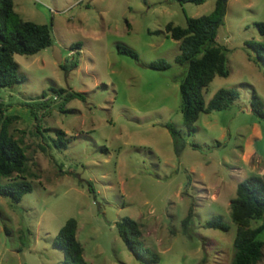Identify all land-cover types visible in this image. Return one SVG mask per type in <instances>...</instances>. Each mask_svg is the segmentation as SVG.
Wrapping results in <instances>:
<instances>
[{"label": "rangeland", "instance_id": "1", "mask_svg": "<svg viewBox=\"0 0 264 264\" xmlns=\"http://www.w3.org/2000/svg\"><path fill=\"white\" fill-rule=\"evenodd\" d=\"M23 20L51 27L53 44L35 55L15 54L20 82L0 88L5 114L15 116L9 132L27 157L32 191L14 203L0 196V264H62L53 239L68 218L88 264H230L236 226L229 202L249 173L240 167L252 126L253 93L264 106V62L250 43L264 41V0H227L216 42L224 46L227 77L215 76L204 90L207 102L220 88L239 98L226 110L200 114L188 133L180 111L179 84L186 72L175 62L178 42L165 26L186 27L214 8L173 0H12ZM79 43L80 49H71ZM132 49L137 58L121 54ZM61 64L53 59V47ZM73 51V53H72ZM164 59L166 69L150 63ZM77 66L74 67V62ZM63 88L81 98L64 101L50 92ZM45 96L42 97V93ZM43 103L33 117L26 103ZM179 132L178 152L169 132ZM56 131L69 143L55 147ZM254 148L264 157V135ZM251 160L249 170L259 169ZM8 182L0 179V185ZM88 183L92 190H89ZM192 206L190 236L181 220ZM221 216L228 231L204 228ZM136 221L141 241L159 254L157 263L137 260L120 239L115 223ZM264 223V215L250 222ZM21 238V239H20ZM264 243V229L258 234ZM262 259L264 264V244Z\"/></svg>", "mask_w": 264, "mask_h": 264}, {"label": "trees", "instance_id": "2", "mask_svg": "<svg viewBox=\"0 0 264 264\" xmlns=\"http://www.w3.org/2000/svg\"><path fill=\"white\" fill-rule=\"evenodd\" d=\"M179 4H203L207 0H173ZM227 0H215L214 8L208 14L197 18H186V27L182 28L168 23L166 33L178 42L179 54L175 62L185 67L186 72L179 84L180 111L182 121L188 133L195 131V122L200 114L212 111L226 110L233 106L239 98L235 89L220 88L206 102L204 90L215 76L227 77V58L224 46L217 44L218 29L224 23ZM257 30L264 36V23H256ZM53 44L51 27L47 24H36L23 20L14 9L12 0H0V88L11 89L20 82L18 65L14 61L15 54L31 56ZM254 52V60L264 62V41L250 43ZM80 44L71 45V49H80ZM121 54L137 58V54L130 48L117 46ZM74 62V67L77 66ZM154 69H166L170 64L164 59L150 63ZM54 96L70 101L81 98L82 95L63 88H50ZM45 92L42 93V97ZM31 114L37 119L35 110L43 103L32 101L26 103ZM251 112L264 121V106L256 94L250 100ZM6 109L0 103V179L8 182L0 185V196L8 198L14 203L21 201L22 197L32 191L31 179L36 175L28 170L27 157L21 141L12 137L9 132L11 122L15 116L5 114ZM172 137L175 151L178 152L183 143L178 130L170 123L162 125ZM55 147L61 143H69L64 139L62 131H56ZM89 190H92L88 183ZM264 215V176L249 175L236 185L235 195L229 202V216L236 226L232 241L234 250L230 264H256L262 259L263 242L258 234L264 229V223L256 228L250 227L252 220L260 219ZM194 222L193 208H188L187 214L181 220V233L190 236ZM117 233L125 247L139 261L157 263L159 254L147 248L141 241V231L138 223L130 218H122L115 223ZM204 228L228 231L221 216H213L203 224ZM77 222L68 218L58 230L53 239L56 247L63 253L62 264H88L83 258V249L76 239ZM21 239V238H20Z\"/></svg>", "mask_w": 264, "mask_h": 264}, {"label": "crops", "instance_id": "3", "mask_svg": "<svg viewBox=\"0 0 264 264\" xmlns=\"http://www.w3.org/2000/svg\"><path fill=\"white\" fill-rule=\"evenodd\" d=\"M14 9H15V6H14ZM263 135H264V122H262V125L259 122H255L252 126V132L249 134V137L247 138L244 147H241V150H240L241 155H240L239 160L241 162V166L236 167V166L231 165L232 170L234 167V170H237L239 172L241 169L246 167L245 170L249 173V175H258L261 177L264 176V157L260 156L257 150L254 148L255 141L261 139ZM253 159L256 162L255 166L259 168L257 172H255L254 169L249 170L247 168L250 164V161Z\"/></svg>", "mask_w": 264, "mask_h": 264}, {"label": "water", "instance_id": "4", "mask_svg": "<svg viewBox=\"0 0 264 264\" xmlns=\"http://www.w3.org/2000/svg\"><path fill=\"white\" fill-rule=\"evenodd\" d=\"M226 1V0H224ZM53 59L56 61L57 64H61V54L60 50L57 46L53 47V53H52Z\"/></svg>", "mask_w": 264, "mask_h": 264}, {"label": "built area", "instance_id": "5", "mask_svg": "<svg viewBox=\"0 0 264 264\" xmlns=\"http://www.w3.org/2000/svg\"><path fill=\"white\" fill-rule=\"evenodd\" d=\"M72 53H73V51H72Z\"/></svg>", "mask_w": 264, "mask_h": 264}]
</instances>
